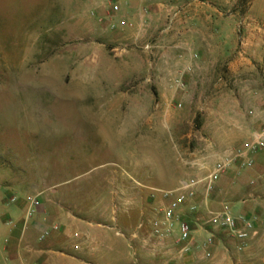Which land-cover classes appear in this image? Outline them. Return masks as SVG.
Listing matches in <instances>:
<instances>
[{"label":"rangeland","instance_id":"obj_1","mask_svg":"<svg viewBox=\"0 0 264 264\" xmlns=\"http://www.w3.org/2000/svg\"><path fill=\"white\" fill-rule=\"evenodd\" d=\"M188 11L210 18L189 20L183 43L197 45L205 30L226 42L227 59L164 45L167 16L174 23ZM261 112L264 0H0V247L37 191L45 222L64 232L62 249L86 262L95 263L88 250L123 253L107 264H264L263 208L248 216L255 234L241 250L207 223L208 211H231L230 198L250 199L254 163L234 156L264 127ZM211 141L233 158L216 187L237 194L183 211L190 244L176 229L154 236L163 192L201 177L199 162H216L206 156ZM118 181L127 191H115ZM79 203L105 211L95 219L106 228L62 217Z\"/></svg>","mask_w":264,"mask_h":264},{"label":"crops","instance_id":"obj_2","mask_svg":"<svg viewBox=\"0 0 264 264\" xmlns=\"http://www.w3.org/2000/svg\"><path fill=\"white\" fill-rule=\"evenodd\" d=\"M155 16H160V13H156L153 15H145L143 12L139 13V17L142 19L146 18H153ZM212 16V15H211ZM221 14L217 15V18H219ZM210 18L209 15L205 14V11H188V13H184L183 16L175 21L174 23H171V26L169 28L167 24V21L165 23L164 28V45L169 46L173 48H177L178 50H184V49H200L201 51V58H203L204 54H213L217 53L216 58L222 59L225 55V48H226V42L225 41H213L209 40V35L207 31L200 30V39L202 40L197 45L193 43H183L184 41V35L189 31L190 29L186 30L188 27V21L189 20H202L207 21V19ZM167 20V19H166ZM207 23V22H206ZM218 25V24H216ZM169 29H171V32L169 33ZM219 29V28H218ZM222 31V29H221ZM206 35V37H205ZM221 57H220V56ZM223 59H227L226 56L223 57ZM257 61H259L261 58L258 56ZM262 60V59H261ZM260 115L264 116V112H261ZM224 121V120H223ZM252 135V134H251ZM214 145V147H213ZM215 142H210V145L208 146L207 155L208 157L212 158V161L217 160L219 155H222V153H216L215 152ZM254 159V167L250 171L252 176L251 183L253 186H250L248 190V197L250 199L239 201V199H233L230 198V207L231 211L235 210L236 208H239L242 211V214L244 216H249L251 211H256L261 214V210L263 208L264 210V151L261 153H258L253 157ZM202 163L199 162L198 165ZM224 175V174H223ZM223 175L220 177L219 181L222 179ZM119 182V181H118ZM217 182V183H218ZM117 185V189H115L116 192H123L127 191V184H123L122 181L119 182V185ZM217 189V192L213 191L209 197L210 202L213 201V197H218V193H236L237 191L235 188L231 187H221ZM219 189V190H218ZM74 193L79 194L81 191L73 190ZM36 192L33 196H36L37 198L41 194V192ZM51 193H56L57 190L54 188H51ZM65 192L62 193V197L65 198ZM215 194V196L213 195ZM77 196V195H76ZM207 201V203H208ZM25 203H23L22 208ZM208 205V204H207ZM75 209L68 206L61 215L63 218L70 220V222L77 226H82V224L86 225L87 227L91 226H97L99 229L106 228V224L104 222L98 223L95 219V217H100L102 221H105L106 212L101 210H96L98 212L92 213L93 207L88 206L87 204H76ZM103 209V207H102ZM106 210V208H104ZM188 213V209H184ZM45 209L41 205L37 209L36 213L34 214L31 222L29 225L26 224L25 217L23 216L22 221L19 225L16 226L14 230H12V234L10 235L9 239L4 243L3 246L0 247V264H107L106 258L111 257H122L123 253L120 252H106V251H97V252H90L88 250L85 251L86 257H94L95 263L86 262L84 259H80V257H76L75 255L69 254L62 249V241H64L65 235L64 232L61 230L59 233L52 232L50 233L49 237L46 238L44 241L40 242L38 241V237L40 233L49 225L45 222ZM192 214V213H190ZM235 215V213H233ZM25 215V214H24ZM262 215V214H261ZM126 217V214L124 215V218ZM250 217V216H249ZM248 217V218H249ZM23 223V225H22ZM56 225V224H51ZM59 227L58 230L59 231ZM37 241V242H36ZM117 261V259L115 260Z\"/></svg>","mask_w":264,"mask_h":264},{"label":"built area","instance_id":"obj_3","mask_svg":"<svg viewBox=\"0 0 264 264\" xmlns=\"http://www.w3.org/2000/svg\"><path fill=\"white\" fill-rule=\"evenodd\" d=\"M117 10V7H114ZM176 14L167 16L169 28ZM148 49L149 46H146ZM264 150V127L252 135L251 141L235 154V158L242 160V166L249 169L253 166V157ZM231 159L226 154L219 155L216 162L210 167L205 162L197 165V169L204 174L199 178H187L169 191L163 192L169 198L166 206L159 210L161 216L155 218L151 224L153 235L158 238L169 236L176 229L178 242L190 244L192 230L190 224L182 218L184 209L196 214L201 204L207 207L208 196L215 189L220 177L226 173L232 165ZM202 192L203 201L198 202L199 194ZM15 202V198L10 199ZM25 220L34 215L40 207V201L36 196H27L25 199ZM209 218L207 223L218 231L229 234L236 242L239 250L255 234L253 222L244 215H234L227 206H222L217 211H208ZM58 230V226L50 225L39 235L38 241L42 242L49 237L50 233ZM212 239L207 238L203 246H211ZM208 256L209 253H206Z\"/></svg>","mask_w":264,"mask_h":264}]
</instances>
